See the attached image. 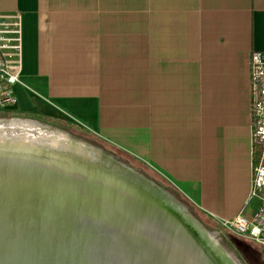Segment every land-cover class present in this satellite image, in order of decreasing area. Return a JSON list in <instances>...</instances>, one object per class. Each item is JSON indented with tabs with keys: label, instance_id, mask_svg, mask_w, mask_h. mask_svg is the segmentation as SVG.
<instances>
[{
	"label": "crops",
	"instance_id": "crops-1",
	"mask_svg": "<svg viewBox=\"0 0 264 264\" xmlns=\"http://www.w3.org/2000/svg\"><path fill=\"white\" fill-rule=\"evenodd\" d=\"M15 13L10 110L131 157L215 228L258 210L249 61L264 0H0Z\"/></svg>",
	"mask_w": 264,
	"mask_h": 264
},
{
	"label": "water",
	"instance_id": "water-1",
	"mask_svg": "<svg viewBox=\"0 0 264 264\" xmlns=\"http://www.w3.org/2000/svg\"><path fill=\"white\" fill-rule=\"evenodd\" d=\"M38 133L0 137V264H241L157 183Z\"/></svg>",
	"mask_w": 264,
	"mask_h": 264
},
{
	"label": "built area",
	"instance_id": "built-area-1",
	"mask_svg": "<svg viewBox=\"0 0 264 264\" xmlns=\"http://www.w3.org/2000/svg\"><path fill=\"white\" fill-rule=\"evenodd\" d=\"M23 29L19 13L0 14V108L14 109L15 87L22 83ZM252 142L255 151L251 196L261 201L253 215L239 214L222 221V228L264 251V52L254 51L249 61Z\"/></svg>",
	"mask_w": 264,
	"mask_h": 264
},
{
	"label": "rangeland",
	"instance_id": "rangeland-1",
	"mask_svg": "<svg viewBox=\"0 0 264 264\" xmlns=\"http://www.w3.org/2000/svg\"><path fill=\"white\" fill-rule=\"evenodd\" d=\"M13 122L21 123L27 127H31V130H36L38 132H47L55 136H62L67 141L71 140V142H82L88 146L99 148L107 154L117 158L124 165L137 171L140 175H143L147 180L157 183L159 186L168 191V186L164 185L161 181L157 180L155 177V173L151 172L149 169L139 164L131 157H128L123 153L118 152H116L118 155L114 154L111 151L107 150L106 147H104L102 143H100V141L93 140L92 138L85 136L86 134H79L78 132H76L75 129L69 126L57 127L45 124L44 122H40L35 118H28V116L20 114L15 110H7L0 108V126H9ZM176 198L181 201L190 210V212L199 221H201V223L207 229H209L212 233H217L216 242L219 243L222 247H224V250L234 256L237 261H239L241 264H264V255L260 254V252L264 254V251L260 247L246 239L237 237L236 235L227 230L215 228L211 225H208L205 221H203V219L199 217V215L190 206L189 203H187L179 196Z\"/></svg>",
	"mask_w": 264,
	"mask_h": 264
},
{
	"label": "bare ground",
	"instance_id": "bare-ground-1",
	"mask_svg": "<svg viewBox=\"0 0 264 264\" xmlns=\"http://www.w3.org/2000/svg\"><path fill=\"white\" fill-rule=\"evenodd\" d=\"M23 131H25V132H27L28 134L29 133H31V127H27V126H25V125H23V124H21V123H16V122H13V123H11V125H9V126H0V137H1V135H5L6 136V133H8V132H12V133H14V132H23ZM39 135H36V137H39V138H46V139H48V141H50L51 143H55V142H53L54 140H53V138L50 136V135H45L46 133H38ZM53 140V141H51V140Z\"/></svg>",
	"mask_w": 264,
	"mask_h": 264
},
{
	"label": "trees",
	"instance_id": "trees-1",
	"mask_svg": "<svg viewBox=\"0 0 264 264\" xmlns=\"http://www.w3.org/2000/svg\"><path fill=\"white\" fill-rule=\"evenodd\" d=\"M165 188H167V187H165ZM167 189H168V191L170 193H172L173 195H175L176 197H178V195L170 187H168Z\"/></svg>",
	"mask_w": 264,
	"mask_h": 264
},
{
	"label": "flooded vegetation",
	"instance_id": "flooded-vegetation-1",
	"mask_svg": "<svg viewBox=\"0 0 264 264\" xmlns=\"http://www.w3.org/2000/svg\"><path fill=\"white\" fill-rule=\"evenodd\" d=\"M261 255H264L263 253L260 252Z\"/></svg>",
	"mask_w": 264,
	"mask_h": 264
}]
</instances>
